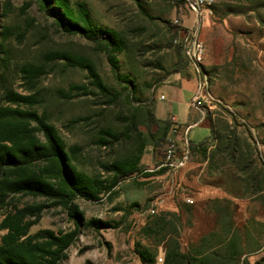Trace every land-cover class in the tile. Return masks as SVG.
<instances>
[{
    "label": "rangeland",
    "instance_id": "rangeland-1",
    "mask_svg": "<svg viewBox=\"0 0 264 264\" xmlns=\"http://www.w3.org/2000/svg\"><path fill=\"white\" fill-rule=\"evenodd\" d=\"M69 1L86 7L95 28L124 35L128 49L118 56L120 72L135 82L134 89L115 81L106 56L97 52L93 43L79 35L60 32L53 20L39 11L34 0H0V26L12 29L6 42L12 57L7 81L16 91L30 93L18 75L20 65L37 64L44 53L61 50L90 58L104 83L119 96L116 103L110 104L91 87L85 71L67 68L59 62L53 63L49 73L38 81L34 90L42 101L38 111L47 115L68 147H82L78 163L81 171L107 178L100 165L112 160L120 149L97 145L101 128L121 130L126 116L136 111L147 113L162 93L166 100L159 102V106L165 107L172 101L168 92L158 89L174 74L190 76L183 38L184 32L193 26L199 28L205 45L203 67L213 98L212 108L203 110L206 118H212L216 135L235 134L241 140L248 139L253 159L258 160L259 156L264 160V0H221L198 24L180 0ZM27 4L30 7L23 13ZM73 85L87 86L91 95L69 94ZM140 130L147 132L143 126ZM151 130L155 132L157 127ZM194 134L196 141H200L208 130L201 125L190 136ZM207 139L212 153L219 142L211 136ZM166 149L167 141L159 142L155 148L148 146L142 174L123 180L110 197L104 196L99 202L77 201L86 221L97 220L107 226H81L78 241L60 264H143L136 253L137 245L155 255V264H165L170 240L178 239L181 252L195 256L226 240L232 232L238 234L242 248L250 253V264L264 255V193L251 197L243 192L239 199L247 203V226L244 231H233L237 207L232 201L215 200L200 205L187 183L188 170L158 169ZM191 153L192 161L205 160L200 151ZM223 158L217 157L215 168L236 170ZM162 170L166 171L159 173ZM145 173L152 174L147 178ZM161 215H166L171 225L161 236H144L142 229ZM217 224L219 237L208 236ZM74 228L63 210L50 208L31 233L42 229L68 232ZM3 234L0 232V239ZM256 244L261 251L253 254L257 252Z\"/></svg>",
    "mask_w": 264,
    "mask_h": 264
},
{
    "label": "trees",
    "instance_id": "trees-1",
    "mask_svg": "<svg viewBox=\"0 0 264 264\" xmlns=\"http://www.w3.org/2000/svg\"><path fill=\"white\" fill-rule=\"evenodd\" d=\"M34 1L39 11L53 20L60 32L79 35L93 43L96 51L106 56L117 83L135 88V82L120 72L118 56L128 49L122 33L95 28L88 10L81 3ZM29 7L27 4L23 13ZM0 27V232L4 233L0 239V264H60L68 258L70 247L78 241L81 226L96 229L107 226L97 220L86 221L77 201L99 202L104 196L110 197L123 180L142 174V160L147 147L155 148L159 142L167 141L172 121L158 120L154 106L147 113L136 111L126 116L121 122V130L101 128L97 145L105 149H120L112 160L100 165L107 178L81 171L78 163L82 147H68L47 115L38 111L42 103L39 93L34 92L38 81L49 73L53 63L59 62L67 68L85 71L91 87L110 104L116 103L119 96L104 83L90 58L61 50L44 53L37 64L20 65L18 75L30 93L16 91L7 81L12 57L6 42L12 36V29ZM74 93L89 96L91 90L85 85H73L69 94ZM208 120L211 137L219 142V146L208 154L209 139H206L199 146L191 145L190 150L200 151L204 159L209 160L210 168H214L217 157L223 156L225 163L238 171V180L246 195L263 194L264 160L259 156L258 160L253 159L248 139L241 140L235 134L216 135L212 118ZM142 126L147 132L140 130ZM152 127H157V130L152 132ZM164 158L165 154L159 166ZM151 174L145 173V177ZM50 208L63 210L75 228L68 232L42 229L32 234L31 229L39 224L43 213ZM170 225L166 215H161L148 223L142 234L158 237ZM237 236L233 232L226 240L195 256L182 253L178 239L170 240L165 264H250L247 257L244 258L250 253L242 248ZM201 244L204 246L206 239ZM255 246L254 251L261 250L258 244ZM136 253L143 264L156 263L155 255L147 248L137 245ZM255 264H264V255Z\"/></svg>",
    "mask_w": 264,
    "mask_h": 264
},
{
    "label": "crops",
    "instance_id": "crops-1",
    "mask_svg": "<svg viewBox=\"0 0 264 264\" xmlns=\"http://www.w3.org/2000/svg\"><path fill=\"white\" fill-rule=\"evenodd\" d=\"M196 88L197 78L192 67H190V76L188 77L180 74L172 75L168 81L158 89L160 92H168V94L172 97V101H170L167 106L161 107L159 106V102L165 101L166 97L163 93L159 95L160 97L155 104V116L160 121L171 120L180 127V133L177 137V157L178 159L182 158L185 152L189 150V159L183 168L174 172L188 170V178L191 182L187 181V183L191 185L195 191V201L200 205H206V203L215 200L232 201L237 207V211L233 217L232 230L241 232L245 230L248 222L245 210L247 208V203L239 199L241 198L240 196L243 195L244 191L238 180L236 170L226 167L221 169L215 167L210 168L208 165V159H199L196 161H192L191 159V152L193 151L190 150V146H199V144L211 136V124L206 118L205 112L192 105ZM162 97H164V99H162ZM201 125L206 126L208 135L203 140L196 141L195 134L194 137H191L190 135L195 128ZM209 152L210 150L208 149V154ZM219 231V226L217 224L208 236L215 235L219 237ZM208 236L206 235V237ZM260 251L253 254H257ZM250 256L251 255L244 256V258L247 257L249 263ZM260 257L262 258V256ZM259 259L260 258H257L254 264Z\"/></svg>",
    "mask_w": 264,
    "mask_h": 264
},
{
    "label": "built area",
    "instance_id": "built-area-1",
    "mask_svg": "<svg viewBox=\"0 0 264 264\" xmlns=\"http://www.w3.org/2000/svg\"><path fill=\"white\" fill-rule=\"evenodd\" d=\"M221 0H180L185 8L192 12L194 15L193 21L198 24L205 17L216 4ZM184 48L189 66L192 67L194 74L197 78V88L193 97L192 105L200 110L205 108H212V94L210 91V79L204 70V56L205 45L200 39V30L196 26L188 28L184 32ZM164 99V97H162ZM180 127L172 122V126L167 137V149L165 152V158L163 163L158 169L165 168L167 171L174 172L183 168L189 159V150H187L184 156L178 159V143L177 137L179 136ZM188 203H192L188 200ZM163 261L162 259L160 260Z\"/></svg>",
    "mask_w": 264,
    "mask_h": 264
}]
</instances>
